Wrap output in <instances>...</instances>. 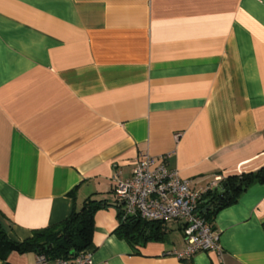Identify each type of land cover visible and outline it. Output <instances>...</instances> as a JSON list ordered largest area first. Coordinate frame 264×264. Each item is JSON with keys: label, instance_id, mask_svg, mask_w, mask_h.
<instances>
[{"label": "crops", "instance_id": "crops-1", "mask_svg": "<svg viewBox=\"0 0 264 264\" xmlns=\"http://www.w3.org/2000/svg\"><path fill=\"white\" fill-rule=\"evenodd\" d=\"M145 155L192 188L264 167V0H0V210L16 241L88 197L98 264H264V182L220 209L222 253L115 233L114 178ZM175 231L170 237V232ZM12 251L0 264H39ZM47 264H57L48 259Z\"/></svg>", "mask_w": 264, "mask_h": 264}, {"label": "built area", "instance_id": "built-area-1", "mask_svg": "<svg viewBox=\"0 0 264 264\" xmlns=\"http://www.w3.org/2000/svg\"><path fill=\"white\" fill-rule=\"evenodd\" d=\"M155 158L145 155L138 159L130 178L120 175L114 178V206L123 216H139L149 221H180L185 237L183 250L167 253L179 259H189L200 251L222 253L220 236L215 226L199 211L200 200L205 194L220 185L219 177L210 188H192L190 181L182 178L177 169L170 168L166 161L157 164ZM45 254H38L37 262L47 264ZM57 264H98L87 250L71 258H59Z\"/></svg>", "mask_w": 264, "mask_h": 264}, {"label": "trees", "instance_id": "trees-1", "mask_svg": "<svg viewBox=\"0 0 264 264\" xmlns=\"http://www.w3.org/2000/svg\"><path fill=\"white\" fill-rule=\"evenodd\" d=\"M255 181L264 182V167L256 172L224 177L219 186L209 190L200 200V213L214 226L216 213L237 202L240 195ZM107 206L105 200L88 197L82 207L74 208L66 219L46 228L34 230L30 237L22 241L10 237L0 210V258L6 261L12 251L45 254L50 260L71 258L92 244L95 214ZM118 210L120 224L115 230L118 237L126 239L133 245L165 239L166 222L149 221L135 215L124 217L123 212Z\"/></svg>", "mask_w": 264, "mask_h": 264}, {"label": "rangeland", "instance_id": "rangeland-1", "mask_svg": "<svg viewBox=\"0 0 264 264\" xmlns=\"http://www.w3.org/2000/svg\"><path fill=\"white\" fill-rule=\"evenodd\" d=\"M167 224H168L170 227H173L174 224H176V226H177L178 222H177V221H171V222H168ZM173 233L175 234L176 232H175V231H171V232H170V237H173V235H172Z\"/></svg>", "mask_w": 264, "mask_h": 264}]
</instances>
